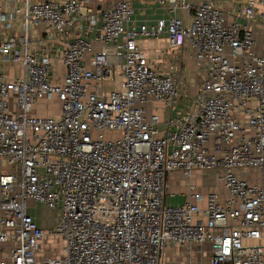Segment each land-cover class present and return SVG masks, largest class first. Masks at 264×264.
<instances>
[{"label": "built area", "instance_id": "2783aa9c", "mask_svg": "<svg viewBox=\"0 0 264 264\" xmlns=\"http://www.w3.org/2000/svg\"><path fill=\"white\" fill-rule=\"evenodd\" d=\"M23 1L0 14V264H164L192 246L264 264V0ZM45 102L61 115H34ZM196 172L215 189L170 205L169 178Z\"/></svg>", "mask_w": 264, "mask_h": 264}, {"label": "crops", "instance_id": "0c3cea01", "mask_svg": "<svg viewBox=\"0 0 264 264\" xmlns=\"http://www.w3.org/2000/svg\"><path fill=\"white\" fill-rule=\"evenodd\" d=\"M4 1L5 0H0V14L2 12H4L6 15L15 14L16 11H18V9H20L23 6V2H24L23 0H6L4 3L5 6H4L3 5ZM101 4H106V0H91V2H90V5L92 7H95V8L100 7ZM11 24H12L11 29L13 30V32L17 36H20V34H22V25H21V21H20V16H18V18L16 20L11 21ZM43 32H44L43 27H41V28L34 27L32 29V35L33 36H40V35H42ZM9 33H10V30L4 29V26L0 25V39H6V37L9 36ZM46 36H47L46 34H43V37H46ZM162 41H166V40H162ZM57 45H58V43L56 45L51 46L50 49L53 53V57H54V60L56 62L55 63L56 67L58 69L61 68L63 70L62 74L64 75V69L61 65V62L59 61V58H58L55 50H54V49H56ZM167 47H168V43H167L166 48ZM98 48L99 47H96V49H98ZM144 48L146 49L147 54L153 59L156 58L158 51H160V50H157L156 52H153L147 47H144ZM166 48L164 50H166ZM14 70H15V72L13 74ZM20 72H22V71L20 70V67H18V66L10 68V76H14L15 74L19 75ZM107 86H108V88L112 89V88H117L119 85L118 84L117 85L111 84V85H107ZM196 177H203L205 179H209L207 174H202L200 172H196L190 179L184 178L181 174H175V175L171 176L169 178V186L168 187H171L172 184H174L173 181H175V182L182 181V182H184V184L182 183L183 185H181L179 187H177L176 185L174 186L176 188L177 192H175L174 194H171V195H169V193H168L167 202L169 203L170 200L172 201L174 199L180 198V202L178 204H170V205L176 206V205L184 204L187 201H189V199H190L189 186H192V185L195 186L196 189L198 190V192H201V193H209L210 191L215 189V188L206 187V184H204L201 180L198 181L196 179ZM214 183H215V181H214ZM38 222H39V225L41 227L45 228V224H44V222H42V220L38 219ZM208 252H209L208 247H204L203 250H199L198 247H196V246L187 247L185 249H177V250L170 249V250H167L164 254V264H189V261L191 259H194L192 264H201V261H203V259H206V258L208 259L209 264H210ZM200 256H202V257H200ZM188 258H189V261H187Z\"/></svg>", "mask_w": 264, "mask_h": 264}, {"label": "rangeland", "instance_id": "374dc122", "mask_svg": "<svg viewBox=\"0 0 264 264\" xmlns=\"http://www.w3.org/2000/svg\"><path fill=\"white\" fill-rule=\"evenodd\" d=\"M5 1L3 2L4 6H5V4H4ZM165 42L166 41H162V40H153V41H146L143 44H144V47H147L151 51L156 52L157 50H164L166 48L167 42L166 43ZM57 72H58V75L62 76L63 70L61 68L58 69ZM120 81H121L120 77L116 75L111 80V84L112 85L113 84L119 85ZM34 115L40 116V117H57V116L61 115L60 104L58 105L57 103H54V102L42 103L39 107H37L34 110ZM4 170H7L6 166H4ZM207 175H208L209 179H205L203 177H196V179L198 181L201 180L204 184H206V187L215 188V186H216L214 183L215 175L214 174H207ZM173 182H174V184H172L173 187L171 186L168 189L169 195L177 192L176 188L174 187L175 185L177 187H179V186L184 184V182H182V181H177V182L173 181ZM220 189H222V187H220ZM179 202H180V198H177V199H174L172 201L170 200L169 204H178ZM32 211H33V214L36 215V217L38 219H40V220L42 219V222H44V224H45V228H48L52 224L53 218L56 215L55 212L46 210L45 208H43L41 206L34 208ZM63 248H64V242L59 240L58 238L50 237L46 240V252H47L48 258H52V259L60 258L62 256ZM200 257H202V256H200ZM193 260L194 259H191L189 261V258H188L187 261H189V264H192ZM201 264H209L208 259L207 258L203 259V261H201Z\"/></svg>", "mask_w": 264, "mask_h": 264}]
</instances>
